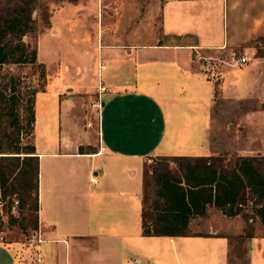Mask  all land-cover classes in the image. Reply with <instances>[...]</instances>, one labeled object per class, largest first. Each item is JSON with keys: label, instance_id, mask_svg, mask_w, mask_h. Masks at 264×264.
<instances>
[{"label": "crops", "instance_id": "crops-1", "mask_svg": "<svg viewBox=\"0 0 264 264\" xmlns=\"http://www.w3.org/2000/svg\"><path fill=\"white\" fill-rule=\"evenodd\" d=\"M226 1L227 31L219 0H157L162 37L151 42L122 36L128 29V12L115 20L104 15L99 32L116 33H106L104 40L96 35L95 62L103 73L96 90L102 98L94 107L99 117L93 130L81 125L82 133L88 132L83 140L76 110L58 91L55 119L46 127L40 123L36 144L38 226L30 239L4 231L0 244L9 250L7 258L0 256V264H22L32 253L42 264H129L125 247L140 248L146 257L158 260L177 241L186 246L185 264H264V223L257 220L253 233H247L249 223L241 213L228 218L215 213V219L209 213L194 216L190 228L201 222L198 219L207 225L187 235L143 233L147 160L174 155L264 157V68L235 59L211 78L195 64L198 49L232 47L264 37V0ZM52 90L43 93L49 101ZM222 98L238 104L220 111L215 103ZM229 109L231 118L223 119ZM81 174L94 183L86 186ZM92 209L104 215L94 225ZM90 238L96 241L92 260L86 263L80 254ZM194 244L197 250L189 247Z\"/></svg>", "mask_w": 264, "mask_h": 264}, {"label": "rangeland", "instance_id": "rangeland-1", "mask_svg": "<svg viewBox=\"0 0 264 264\" xmlns=\"http://www.w3.org/2000/svg\"><path fill=\"white\" fill-rule=\"evenodd\" d=\"M219 2L222 4L221 8L224 4L227 31L230 13L228 4L227 1L225 4L224 0H219ZM125 4H127V8H125ZM156 4L157 0H0V13H4L11 6H18L31 16L26 24L27 32L23 36L27 48L26 61H11L15 57L14 54L20 52V45H14L10 49L15 53L10 54L9 61L0 65V89H3L7 96L13 94L20 100L16 111L19 120L15 128L10 124L11 117L6 114L0 115V137L6 142H4L5 146H9L7 142L16 144L15 141L22 146L37 144L40 139V123L46 127L51 123V119H55V110L58 108L56 104L61 96L59 90L65 96V104L68 103L69 106H73V109L76 110L75 113L78 114L80 137L83 140L88 138V132L82 133V126L89 127L91 125L89 129L93 130L96 118L99 117V111L94 107H96V103L100 104L102 98L100 91H96L99 88V80H102L103 73L101 71L99 74L100 68L95 62L94 46L99 43V38H96L97 34L100 33L102 35L100 39L104 40L106 33L110 32H99L101 23H104V15L109 16L111 14L112 20H115L121 16V12H128L126 21L128 29L122 32V36L127 38V41L151 42L155 41L157 37H162L160 16L157 15L159 8L155 6ZM221 32L223 34L222 30ZM110 33L116 32L111 31ZM197 53H201L207 59L199 60L196 56ZM244 54L248 56V63L251 66L263 70L264 37L259 36L248 44H238L232 47L198 49L195 51V64L201 67V70L209 77L216 78L220 76L221 71L230 67L229 63L234 62L236 58ZM49 89H54L51 94L52 101H49L48 97L43 94ZM46 104L49 105L48 108L45 107ZM215 104L221 111V109L227 110V105L230 108V104L231 106L237 105L238 102L236 100L231 102V100L222 98L218 99ZM217 107L216 110L221 113ZM44 110L46 111L44 112ZM231 112L232 110L229 109L223 119H230ZM51 113L53 115L49 117L48 115ZM32 117L33 120L30 119ZM67 123V131L71 135L73 133L71 117ZM3 132L7 133L3 134ZM11 139L14 142H11ZM176 144L178 143L173 145ZM85 146L89 147L90 143H85ZM168 157L157 156L145 162L143 196L145 206L150 212V217L147 218L150 221L151 213L154 217L158 215V212L152 209L156 205L155 202L158 201L160 206H164L163 200L159 199L156 193L158 188L157 176L163 172L169 174L172 172L175 177H180L184 173V170L177 166L185 160L172 156ZM166 163L169 164L171 171L165 168ZM258 167L260 172L264 174V157L259 160ZM80 177L86 186H91L94 183L90 180V176L87 179L81 174ZM245 194L250 201H248V205L241 207V214L249 223L247 233H253V227L258 225V221L262 222L261 218L256 216L262 200L260 197H254L252 193L247 195L246 190ZM235 210V208L227 206L222 209L210 206L208 213L213 219H215V213L222 214L220 216L227 213L225 218H228L230 212H235ZM90 211V220L93 218L92 225H94L97 217H104L103 214L99 216L94 209ZM2 212H0V231L3 230L7 234L14 233L16 238L25 237V235L28 236L27 239L32 238L37 214L32 205L27 204L22 207L17 195L14 194L11 200L7 198L4 201ZM251 217H254V220H252L253 218L250 219ZM198 220L201 222L194 226L196 229L190 228L191 231H200L206 227L207 224L202 223L203 219ZM95 241L90 238V241L86 243V251L80 254L81 259L86 263L92 260V249H94L92 246ZM189 247L197 250L199 246L194 244ZM125 248L127 255H124V258L129 264H185L186 246L180 245L179 241L176 242L175 248H172L165 257H160L158 260L157 257H146L140 252V248L132 247L131 250H129L130 247ZM7 249V246L0 244L1 257L7 258L5 256ZM135 258L140 259V262L135 261ZM105 259H110V257L105 256ZM210 259L211 256L209 255ZM22 262V264H34L33 253L30 257L24 258ZM95 263L98 264L99 262L96 261ZM233 264H239V260L234 261Z\"/></svg>", "mask_w": 264, "mask_h": 264}, {"label": "trees", "instance_id": "trees-1", "mask_svg": "<svg viewBox=\"0 0 264 264\" xmlns=\"http://www.w3.org/2000/svg\"><path fill=\"white\" fill-rule=\"evenodd\" d=\"M30 15L22 7L11 6L0 13V65L10 60L14 54L10 48L20 45V52L11 59L23 62L27 58L26 43L23 36L27 32V22ZM11 51V53H10ZM20 100L16 95H9L0 89V115L11 117L10 124H18L17 105ZM33 120V117L30 118ZM7 132H3L5 134ZM15 138V137H14ZM0 137V200L3 202L16 194L22 207L32 205L36 211V226H38L39 211V155L35 144L20 145L11 143L5 146ZM11 142H14L11 139ZM168 157V156H166ZM171 157V156H169ZM168 157V158H169ZM184 159L177 167L184 170L180 177L166 173L157 176V195L163 200L164 206L156 205L152 209L158 212L154 217L147 206L143 209V233L146 235H187L192 233L189 224L192 217L205 215L210 206L235 208L229 215L241 213L242 208L249 204L252 193L264 201V174L260 172L258 162L262 157H224L222 155H174ZM168 171L169 164H165ZM157 173H159L157 171ZM258 207L256 216L264 223V203ZM4 209V203L2 205ZM1 209V210H2ZM0 210L1 213H3ZM227 214V213H226ZM254 218V217H252Z\"/></svg>", "mask_w": 264, "mask_h": 264}, {"label": "built area", "instance_id": "built-area-1", "mask_svg": "<svg viewBox=\"0 0 264 264\" xmlns=\"http://www.w3.org/2000/svg\"><path fill=\"white\" fill-rule=\"evenodd\" d=\"M196 56H197V58L200 60V59H207V57L206 56H203L201 53H197L196 54ZM211 57V56H210ZM236 61H237V63H246V62H248L249 60H248V56L246 55V54H244V55H241V56H239L238 58H236ZM93 180H95V178L93 177L92 178ZM4 202L3 201H0V205H2ZM1 210V209H0ZM2 211V210H1ZM4 231L3 230H1L0 231V233H3ZM1 238L3 237L2 236V234H1V236H0ZM34 264H42V260H41V257L40 256H37L36 257V260H35V262H34Z\"/></svg>", "mask_w": 264, "mask_h": 264}]
</instances>
